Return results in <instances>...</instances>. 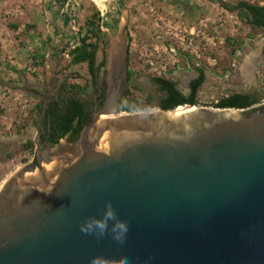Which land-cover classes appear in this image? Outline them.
<instances>
[{
    "label": "water",
    "instance_id": "95a60500",
    "mask_svg": "<svg viewBox=\"0 0 264 264\" xmlns=\"http://www.w3.org/2000/svg\"><path fill=\"white\" fill-rule=\"evenodd\" d=\"M122 60L80 137L1 188L0 264H264V111L122 114ZM109 201L128 225L123 246L80 231Z\"/></svg>",
    "mask_w": 264,
    "mask_h": 264
},
{
    "label": "rangeland",
    "instance_id": "374dc122",
    "mask_svg": "<svg viewBox=\"0 0 264 264\" xmlns=\"http://www.w3.org/2000/svg\"><path fill=\"white\" fill-rule=\"evenodd\" d=\"M57 1L0 0V191L35 161L47 106L75 96L92 109L96 86H111L112 65L120 55L127 75L116 79L113 92L121 90L123 101L149 107L142 111L161 109L164 94L154 78L174 81L187 95L199 69L205 82L196 107L217 109L234 93L264 105V29L222 6H263L264 0H68L62 9L71 17L66 32H57L51 21ZM90 19L100 40L89 33ZM89 34L100 47L94 73L88 64H72L71 51Z\"/></svg>",
    "mask_w": 264,
    "mask_h": 264
},
{
    "label": "trees",
    "instance_id": "16d2710c",
    "mask_svg": "<svg viewBox=\"0 0 264 264\" xmlns=\"http://www.w3.org/2000/svg\"><path fill=\"white\" fill-rule=\"evenodd\" d=\"M58 6L51 7V21L57 32H66L71 17L67 13H62V9L68 0H59ZM222 6L229 11H239V17L252 25L255 28L264 29V5H253L248 2H240L237 7L230 8L222 4ZM89 33H92L100 40L98 29H95L96 22L90 19L88 22ZM90 34L84 36L80 40V44L71 51L72 64L81 65L88 64L89 69L94 73L96 66L97 53L99 52V43H91ZM264 53V51H263ZM105 58L101 61L99 68L105 66ZM132 73H130L131 75ZM153 82L158 85L159 90L164 94L161 99L160 108L165 111L175 110L178 107L185 105L198 104V92L205 82L204 71L199 69V77L194 80L186 95L177 88L174 81L165 78H154ZM76 90H82V87L74 86ZM257 103V100L249 94H234L222 99L218 104V108H234V109H248ZM94 106V103H93ZM149 107L140 102L122 101L120 111L134 112L147 110ZM42 111V107H40ZM92 117V109L88 103L71 97L65 100H58L50 103L45 110L44 124L48 130L49 126L52 129L53 135L51 138L52 144H57L65 136L69 135L72 141L77 140L83 132L84 127L89 123ZM33 145V143H30Z\"/></svg>",
    "mask_w": 264,
    "mask_h": 264
},
{
    "label": "clouds",
    "instance_id": "9594fccd",
    "mask_svg": "<svg viewBox=\"0 0 264 264\" xmlns=\"http://www.w3.org/2000/svg\"><path fill=\"white\" fill-rule=\"evenodd\" d=\"M109 222H112L111 226ZM80 231L86 236H95L98 241L106 236L110 237L112 243L123 246L127 241L128 225L118 218L113 204L109 201L105 204L103 215L100 218H86L80 225ZM92 264H95V260ZM116 264H127V257Z\"/></svg>",
    "mask_w": 264,
    "mask_h": 264
},
{
    "label": "flooded vegetation",
    "instance_id": "af4514ba",
    "mask_svg": "<svg viewBox=\"0 0 264 264\" xmlns=\"http://www.w3.org/2000/svg\"><path fill=\"white\" fill-rule=\"evenodd\" d=\"M263 51H264V48H263ZM264 54V53H263ZM121 66V65H120ZM118 68L117 72H116V77L115 79H117L118 81H122L124 79V76L127 75V65H126V62L124 63V68L122 69V67ZM198 77H199V74H198ZM197 77V78H198ZM197 78L193 79L189 85H188V90L190 89V85L191 83L196 80ZM107 82V81H106ZM116 82V81H115ZM106 87H100V86H96V89H97V96H96V99L94 100V106L92 108V116L94 114V112L96 110H100L102 109L103 107H105V104H106V101H107V98L110 94V85L109 83L107 82L106 83ZM122 84V83H120ZM158 86V85H157ZM159 88V87H158ZM118 99H117V102H116V107L118 110H120V105L123 101V92L121 90L118 91ZM234 94H238V93H234ZM232 94V95H234ZM231 96V95H230ZM229 97V96H228ZM227 98V97H226ZM254 98V97H253ZM251 108H259L260 110L264 111V105H258L257 103L254 104L252 107H250L249 109ZM44 117H45V112H44V116H43V122H44ZM92 118V117H91ZM52 135H53V132H52V129L51 127L49 126V129L47 130L45 127L42 128V131H40V139H39V143H40V152H38L37 150V145H36V156H35V161L28 167H26L27 169L28 168H33L34 172H36L38 169H40V159L41 160H46L48 158V154L47 152L51 149V148H55L56 146H58L60 143L62 142H75V141H72L70 136L67 135L65 136L64 138H62L59 143L57 144H52L51 143V138H52ZM43 152H45V154L43 155ZM29 173V172H27Z\"/></svg>",
    "mask_w": 264,
    "mask_h": 264
},
{
    "label": "bare ground",
    "instance_id": "6f19581e",
    "mask_svg": "<svg viewBox=\"0 0 264 264\" xmlns=\"http://www.w3.org/2000/svg\"><path fill=\"white\" fill-rule=\"evenodd\" d=\"M250 61L252 62V58H249L248 61L246 62V64L244 65L246 71H248V67L250 66ZM243 68V69H244ZM194 108H190V107H179L178 110H177V113H185V112H189V111H192ZM2 188V187H1Z\"/></svg>",
    "mask_w": 264,
    "mask_h": 264
}]
</instances>
